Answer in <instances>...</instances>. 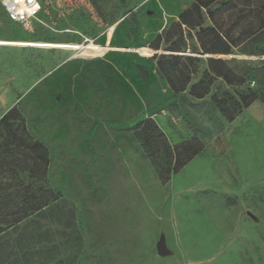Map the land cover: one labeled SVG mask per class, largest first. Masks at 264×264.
I'll list each match as a JSON object with an SVG mask.
<instances>
[{
  "label": "rangeland",
  "instance_id": "rangeland-1",
  "mask_svg": "<svg viewBox=\"0 0 264 264\" xmlns=\"http://www.w3.org/2000/svg\"><path fill=\"white\" fill-rule=\"evenodd\" d=\"M40 2L29 26L0 5V117L17 105L48 148V185L62 195V212L73 211L69 227L54 226L64 264H264V104L231 121L194 113L174 105L156 68L160 54L191 55L185 92L201 80L221 93L207 62L220 57L264 91V35L250 52L205 53L182 26V48L171 51L165 31L193 0ZM145 117L170 143L199 136L205 144L167 181L133 134Z\"/></svg>",
  "mask_w": 264,
  "mask_h": 264
},
{
  "label": "trees",
  "instance_id": "trees-1",
  "mask_svg": "<svg viewBox=\"0 0 264 264\" xmlns=\"http://www.w3.org/2000/svg\"><path fill=\"white\" fill-rule=\"evenodd\" d=\"M182 26L188 34L194 31L197 47L205 53L229 54L237 48L250 52L264 35V0H193L165 31V40L170 42L166 49L182 48L175 45L183 38ZM193 59L177 53L156 56L157 72L169 83L171 97L177 99L174 105L187 104L200 114L216 111L231 121L253 102L264 104V91L246 84V72L237 74L220 57H208L207 62L214 73L210 78H220L221 93L207 83L200 86L201 80L185 92L194 74L188 65ZM195 124L202 136L212 135L208 124ZM132 129L161 181H167L205 147L199 136L170 143L152 117L138 120ZM49 164L47 146L29 132L19 107L9 108L0 117V264H64L66 251L63 255L58 251L54 226L61 222L69 227L73 211L62 212V195L48 185Z\"/></svg>",
  "mask_w": 264,
  "mask_h": 264
},
{
  "label": "built area",
  "instance_id": "built-area-1",
  "mask_svg": "<svg viewBox=\"0 0 264 264\" xmlns=\"http://www.w3.org/2000/svg\"><path fill=\"white\" fill-rule=\"evenodd\" d=\"M0 5L11 22L22 26H29L37 20L41 9L40 0H0Z\"/></svg>",
  "mask_w": 264,
  "mask_h": 264
},
{
  "label": "water",
  "instance_id": "water-1",
  "mask_svg": "<svg viewBox=\"0 0 264 264\" xmlns=\"http://www.w3.org/2000/svg\"><path fill=\"white\" fill-rule=\"evenodd\" d=\"M156 251L158 253V255H166L168 254L170 251L165 247V243H164V239L163 237H161L159 239V241L156 243Z\"/></svg>",
  "mask_w": 264,
  "mask_h": 264
}]
</instances>
